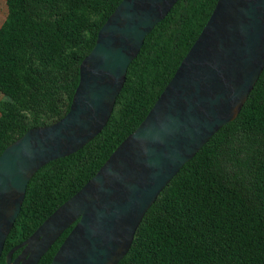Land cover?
<instances>
[{
	"label": "trees",
	"instance_id": "16d2710c",
	"mask_svg": "<svg viewBox=\"0 0 264 264\" xmlns=\"http://www.w3.org/2000/svg\"><path fill=\"white\" fill-rule=\"evenodd\" d=\"M121 0H6L0 26V154L70 109L80 64ZM217 0H178L147 35L103 130L50 161L27 186L6 254L81 189L144 120L194 44ZM67 229L38 264H50ZM21 250L15 252L16 257ZM118 264H264V70L238 117L159 194Z\"/></svg>",
	"mask_w": 264,
	"mask_h": 264
},
{
	"label": "water",
	"instance_id": "95a60500",
	"mask_svg": "<svg viewBox=\"0 0 264 264\" xmlns=\"http://www.w3.org/2000/svg\"><path fill=\"white\" fill-rule=\"evenodd\" d=\"M177 1L121 0L80 64L69 111L28 129L0 154V259L34 174L103 130L131 62ZM263 70L264 0H217L144 120L81 189L10 249L6 264H38L71 226L50 264H118L159 194L238 117Z\"/></svg>",
	"mask_w": 264,
	"mask_h": 264
},
{
	"label": "rangeland",
	"instance_id": "374dc122",
	"mask_svg": "<svg viewBox=\"0 0 264 264\" xmlns=\"http://www.w3.org/2000/svg\"><path fill=\"white\" fill-rule=\"evenodd\" d=\"M7 13H8V8H7L6 0H0V26L3 24ZM8 99L9 97L7 95L0 92V102Z\"/></svg>",
	"mask_w": 264,
	"mask_h": 264
}]
</instances>
